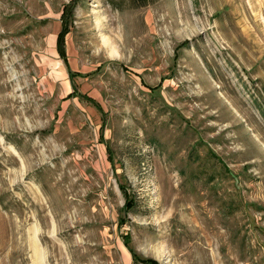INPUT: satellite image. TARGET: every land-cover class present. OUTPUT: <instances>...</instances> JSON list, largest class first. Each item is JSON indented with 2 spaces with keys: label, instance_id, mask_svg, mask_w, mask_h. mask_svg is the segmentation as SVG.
I'll return each mask as SVG.
<instances>
[{
  "label": "rangeland",
  "instance_id": "obj_1",
  "mask_svg": "<svg viewBox=\"0 0 264 264\" xmlns=\"http://www.w3.org/2000/svg\"><path fill=\"white\" fill-rule=\"evenodd\" d=\"M72 1L0 0V264H264V0H76L103 112Z\"/></svg>",
  "mask_w": 264,
  "mask_h": 264
},
{
  "label": "trees",
  "instance_id": "obj_2",
  "mask_svg": "<svg viewBox=\"0 0 264 264\" xmlns=\"http://www.w3.org/2000/svg\"><path fill=\"white\" fill-rule=\"evenodd\" d=\"M156 1L157 0H110L111 4L119 10H123L125 7L143 8V7H147L155 3ZM75 3H76V0H73L71 4H65L63 6L62 15H61L62 30L58 37V51L60 53L61 58L65 62H67L66 51H65V36L69 33L68 18L70 17V15H72L73 10L75 9ZM70 77L72 78V80H74L75 77H83V76L70 71ZM73 84H74V95L75 94L78 95V91H77L78 89H77V85L75 84V81H73ZM81 98L83 101H86L91 104H96L95 101L89 99L85 95H81ZM108 152H110L109 148H108ZM120 189L125 193V196L128 195L126 188L122 184H120ZM131 204H132V198L127 197L126 209L131 210L133 208L131 207ZM123 224L124 222L122 221L120 223V227H122ZM123 240H124L125 245L128 247L130 253L132 254L133 261L138 263L139 256L137 255V253H135L132 250L130 243H129V239H127L124 236ZM144 261H149V260H144ZM148 264H152V263H148Z\"/></svg>",
  "mask_w": 264,
  "mask_h": 264
},
{
  "label": "crops",
  "instance_id": "obj_3",
  "mask_svg": "<svg viewBox=\"0 0 264 264\" xmlns=\"http://www.w3.org/2000/svg\"><path fill=\"white\" fill-rule=\"evenodd\" d=\"M62 10H63V9H62ZM61 15H62V13H61ZM60 21H61V17H60ZM61 30H62V21H61V29H60V31H59V33H58L56 39H55V51H57V53H58V55H59V58H60L61 61L64 63L65 68H66L67 73H68V77H69V81H70V87H71L72 91L68 94L67 99L78 98L82 103H85V104L91 105V106L95 107L98 111L103 112L102 107L100 106V104H99L95 99L91 98L88 94L82 93V92L80 91V89H79V86H78V83H77V79H78V78H85L86 75L83 74V73H79V72H75V71H73L72 68H71V66H70V63H69V57H68V52H67V46H66V37L68 36L69 33L65 36V51H66L67 62H65V61L61 58L60 53H59V51H58V37H59V34H60ZM70 71L73 72V73H76V74L82 75L83 77H75V79L72 80V78L70 77ZM73 81H75V84L77 85L78 95H76V94L74 95V84H73ZM81 95H85V96L88 97L89 99L95 101L96 104H91V103H88V102H86V101H83L82 98H81ZM95 105H97V106H95ZM102 136H103V134H102Z\"/></svg>",
  "mask_w": 264,
  "mask_h": 264
}]
</instances>
